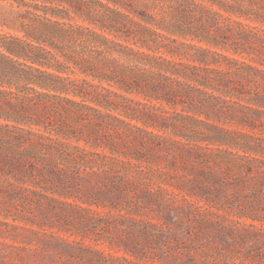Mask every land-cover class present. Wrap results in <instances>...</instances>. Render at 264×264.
Returning <instances> with one entry per match:
<instances>
[{"label": "trees", "instance_id": "trees-1", "mask_svg": "<svg viewBox=\"0 0 264 264\" xmlns=\"http://www.w3.org/2000/svg\"><path fill=\"white\" fill-rule=\"evenodd\" d=\"M13 1L24 36L0 32L2 205L131 213L156 172L186 203L223 208L253 186L263 205L264 138L245 129L264 124V0Z\"/></svg>", "mask_w": 264, "mask_h": 264}, {"label": "rangeland", "instance_id": "rangeland-1", "mask_svg": "<svg viewBox=\"0 0 264 264\" xmlns=\"http://www.w3.org/2000/svg\"><path fill=\"white\" fill-rule=\"evenodd\" d=\"M16 6L0 0V32L23 37ZM245 131L264 138V124ZM151 174V196L131 213L109 203L59 217L0 203V264H264V202L256 204L253 186L224 195L217 208L198 198L186 203L179 190L167 191L168 176Z\"/></svg>", "mask_w": 264, "mask_h": 264}]
</instances>
